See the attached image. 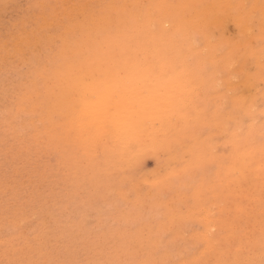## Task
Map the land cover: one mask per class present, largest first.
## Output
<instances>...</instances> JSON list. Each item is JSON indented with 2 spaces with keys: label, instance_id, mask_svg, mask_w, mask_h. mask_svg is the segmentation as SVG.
Masks as SVG:
<instances>
[{
  "label": "bare ground",
  "instance_id": "obj_1",
  "mask_svg": "<svg viewBox=\"0 0 264 264\" xmlns=\"http://www.w3.org/2000/svg\"><path fill=\"white\" fill-rule=\"evenodd\" d=\"M84 1H86V3L88 4V0H82L81 2H83V4H85ZM90 1H92V0H90ZM97 1L101 2V0H97ZM109 1L111 2L109 4H112V1L111 0H109ZM172 1H174V2H172ZM172 1L171 0H127V2L126 1L124 2V1L119 0V2H118V0H117V2H115L113 0V2H115L116 4L113 3L112 5H109V6L107 4H105V6H104V8L106 6L109 7V9L107 7L105 8V10H107V13H104V15H100V16L98 14L99 17L91 15L90 19L88 18L89 20L83 19L84 15L82 16V14H83L82 9L84 8V6L87 7V4L83 5V8H82V6H79L82 10V11H80L82 17L77 16L78 17L77 19H79V17L82 18V23L84 22V20L89 21V25L87 26V28L85 27V29H88V32H86L88 35L87 34L85 35L82 33L78 34L80 32L79 31L80 28L78 30V27H80L82 25L81 19H79L80 25L76 26L79 23L78 24L76 23V25L74 24L77 27L76 30L79 31L77 34L81 35V36L83 35V37L85 35V38L87 40L84 38L85 39L84 43H82L83 40L82 41L80 40L82 45H80L76 48L73 45V48H75V49H73V48H71L73 50L70 49V51H71L70 55L71 56L73 55L72 56L73 58L75 55V58L72 60L79 62L80 65L79 66L77 65L78 67H76V65L74 64V62L72 60H70V59L69 60L67 59V61L64 60L65 63L64 62L63 63L66 66V67H64V69H66V70H64V71L62 70L64 73L62 74V76H60L61 78H59L58 76L57 77L55 76L57 79L59 78L58 81L60 82V84L54 83L55 85L58 86L60 94L59 95L55 94V92H54L55 88L50 87L48 89V90L53 89L54 93L51 90L50 91L53 94H55L56 96H58V97H55V95H54V97H53L52 95H50L51 93L49 91V93H50V94H48V97L50 96L49 99L51 97H53V99L57 98V100H58V101L56 100L57 103L54 105V107H55L56 112H57L56 114L59 117L64 115L63 114L64 110H66L67 108L69 109V107L72 106V108H71L72 115L70 117L71 118L70 119L71 124L69 127L66 128L65 125L59 124L57 122H54L55 120H52L53 121V122H51L52 128L55 129V131H57V130L62 131V134H59L56 132V134H55L56 138H58L59 141H61V139L66 140L68 133H73L76 140L82 146V148H83L82 150L84 151V153L86 155H89L87 153H89L90 151H91V153L94 154L96 152V150H98L99 148H101L102 150H105V151H107V149H108L109 151H112V152H114L116 149L119 150L118 151L119 154H116L119 157L118 161L117 162H111L113 157L111 158L110 161H108V167L111 169H113L114 167L118 168L120 165L118 167H117V165L119 164V162H122V161L126 162V164L132 163L135 160L134 158L136 157L137 154H141V153L143 154L146 151H151L154 153V155H156V156L158 155L157 157L163 162V164L161 166H158V170H156L157 176L154 180H152V185H154L156 187H161V188L164 187L165 189L162 188V190L164 189L165 191L164 190L163 191H164V193H166L167 191L172 190L171 188H172L173 184L171 181L173 180V178L176 177V178H178L177 180L182 183L181 189H184L187 186L188 188H186V189L192 190V188L194 186V185L191 186L192 183L190 184V186H188V184L183 183L184 182V173H186V170L189 172H193L195 174L196 170L194 168H196L198 165L203 164L205 166H209L215 162L214 156L212 154H210V157H208V156L204 155V152L202 151L203 149H200V142L203 141L200 138V136H198V134H197L196 137H192L193 128H195V126L197 128L199 126L200 130H201V128H203V129L208 128V125L210 123L217 121V119L220 118V121L223 120L222 122L224 124L222 125V130L224 131V135L227 138L225 145L226 146L230 145V147L232 148V151L230 152L229 156L225 157L226 161H224L225 163L223 166V170H224L223 178L220 179L221 183H223L222 185L225 188L224 190L226 191V194H224V198H227L228 196H231V195H239L240 187H242V186H245V187L255 186V188H256V186H261L264 188V76L262 75V72H264V63H262V60H264V56L262 55L263 53L261 54V50H259L256 47V44H258V41H260L261 39L264 38V24L262 21L257 26L259 33H256V35H253V34L251 35V32H252L251 26L253 23L254 16L256 14H259L260 16H264V0L263 1L262 0H226V1H221V0H176L175 1V0H172ZM99 2H98V5L96 3L95 7L100 5ZM121 2H124V3L119 5V3H121ZM42 3H43V1H42ZM38 4L39 3H36V5H38ZM91 4H92V2H91ZM72 5H74V4H72ZM89 5H90V2H89ZM69 6L70 5H68V7ZM66 7H67V5H66ZM88 8H90V7L88 6ZM92 8L94 9V6H92ZM92 8H90V11L93 10ZM99 8H98V10H99ZM65 9L61 10V11L66 13L67 11H65ZM68 9H70V8H68ZM76 9L78 10L79 8L76 7ZM72 10H73V7H72ZM72 10H70V11H72ZM100 10H101V8H100ZM100 10H99V13L101 12L103 14L104 9L102 8V11H100ZM53 11H55V10H53ZM58 12H57V10L55 11V13H57L59 15L58 16L55 14V17L57 16L58 18H61V20H62V16L60 17V15L63 13L59 14L60 12L59 13ZM69 12L66 15H68ZM78 12L79 11H77V13ZM94 12L96 13V11H94ZM77 13H74L75 17H76ZM86 13H87V10H86ZM88 13L90 15V12H88ZM95 13H93V14H95ZM40 15H37V16L39 17ZM63 16H65V15H63ZM68 16L70 17L71 15H68ZM27 17H29V16H27ZM72 17L73 16H71V18ZM84 17H86V16H84ZM0 18H3V17L0 16ZM65 18H67V16H65ZM42 19H43V17H41V20ZM69 20H70V22H72L71 19H69V18L67 19V22ZM72 20H73V18H72ZM76 20H74V21H76ZM23 21H26V20H23ZM46 21L44 22L45 25L48 22V21L47 22ZM74 21L72 22L71 27L73 26ZM226 21H231L233 26L238 29L234 38L229 39L226 36V34H227L226 31H227V28L229 27L228 26L226 28V25H227ZM57 23H55L56 25L55 24L54 25L55 26L61 25V21L58 24ZM48 24H49V22H48ZM67 24H66V27L69 25V24L68 25ZM54 25L52 22L51 26H54ZM40 26L41 25H39V29L43 28V25L41 28H40ZM75 26H73V27H75ZM47 27L48 26L46 25V28ZM63 27L65 28V26H62V28ZM81 28H82V26H81ZM69 29H71V28H69ZM69 29L67 30V32H66V30L63 29L64 32L67 33V35H68V33H70L73 30V29L72 30H69ZM34 30H36V29H34ZM37 30H38V27H37ZM76 30L74 29L73 33L76 34V32H77ZM54 31H53V33H54ZM83 32L85 33V30H83ZM60 33H59V35L61 36L62 34H60ZM18 34H20V33L18 32ZM44 34L45 33H43V34L41 33L39 35L44 36ZM48 34L49 33H47V35ZM71 34H72V32H71ZM64 35H65V33H64ZM67 35H65V36H67ZM73 35L74 34H72V37H73ZM54 37H56V36H54ZM44 38L46 39L47 37H44ZM48 38H49V35H48ZM62 38L64 39L65 37L61 36V38H59V39L62 40ZM35 39H37V38H35ZM55 40L57 41L58 38ZM64 40H67V38H65ZM53 41H54V39H53ZM53 41H52V43H53ZM76 41H78V40H75V42ZM19 42H21V41H19ZM47 43L49 44V42H47ZM63 43H64V45H62ZM65 43H66V41H62V43H60V45L64 46L63 47L64 49L62 48V51H64V53H66V51L69 53L68 49L70 47L68 48V46H65V45H67V43L66 44ZM51 45H50V47H52ZM23 46H24V44H23ZM35 46L38 47L36 44H35ZM53 46H55V45H53ZM50 47L47 46L46 49L49 48V50H50ZM21 50L19 49L20 52H21ZM60 50H61V47H60ZM20 52H18V54H20ZM23 53H25L24 50H23ZM35 54L36 53H34V55ZM41 54L42 53H40L39 55H41ZM6 55H7V53H6ZM54 55H52V56H54ZM68 56L69 55H67V57ZM29 57L30 56L26 57L27 61H28ZM1 58H3V57H1ZM20 58L18 61L19 63H20ZM32 58H34V57H32ZM56 58H57V56H56ZM59 58H60V56H59ZM23 59H25V58H23ZM35 59L39 60V58H35ZM43 59H45V58H43ZM26 60H23V63ZM62 61H63V59H62ZM250 62L252 64H254V63L256 64L255 65V72L253 73L254 76L251 75L250 71L248 70V66L250 65ZM27 63H25V64H27ZM29 63H31V62H29ZM36 64H37V61H36ZM59 65L61 67V64H59ZM30 66H31V64H30ZM46 66H44L42 69L44 72L46 71V69H48V67H46ZM51 66L52 65H50L49 67H51ZM56 66H58V65H56ZM53 68L54 67L52 66V69ZM57 68H59V67H57ZM32 69H34V68H32ZM49 70H50V68H49ZM55 70L54 71L56 73L58 71H60V69L59 70L55 69ZM39 71H41V70H39ZM11 72L13 73L12 70H11ZM55 72L52 71V74L53 73L56 74ZM40 73H42V72H40ZM40 73H39V75H41ZM0 74H1V72H0ZM35 74H37V71H35ZM52 74L50 72L51 77H52ZM29 75H31V74H29ZM39 75H37V76H39ZM42 76H44V75H42ZM42 76L40 78H42ZM46 76H47V74L45 75V77ZM48 78H50V77H47L46 79L49 80ZM5 79H4V81H5ZM46 79L43 78L44 81ZM30 80H32V79H30ZM51 82H53V81H51ZM240 82L243 83V88H242V90H240V92H238L239 91L238 86H240L239 85ZM33 83H35V82H33V80H32L31 84L29 83L30 85H32L31 93L32 92L34 93V89H35L34 87L36 84V83L35 84H33ZM48 83H49V81H48ZM258 83L263 84V89H259ZM45 84L48 85L47 82ZM51 84H53V83H50L48 86H51ZM33 85H34V87H33ZM3 86H5V85L3 84ZM18 86H20V85H18ZM68 90H70V91H68ZM218 90H221V94L218 95V100H217V97L214 99V103H213L212 102V100L214 98L213 96L216 95L215 93H217ZM44 91L47 92V90H45V89H44ZM56 91H58V90H56ZM66 92L71 93L73 95V99L70 102L72 105L70 106L67 103L69 105V107L66 106L67 108H64L65 106H63V105L65 103L64 97H65ZM2 93H3V90H2ZM7 93L6 94L3 93V94L7 95ZM14 94H15V91H14L13 95ZM46 94H44L43 97H47ZM23 95L25 96V94H23ZM30 95H32V94H29L28 97H24V96L23 97H24V99L29 98ZM38 95H39V93H38ZM34 96L36 97L37 94L36 95L34 94ZM70 96L71 95L69 94V97ZM0 97H2V96H0ZM13 97H16V96H13ZM19 97L22 98V94H20ZM4 98H2L1 100L3 101ZM20 98L18 100L19 104H21V102H25V100H23V98L20 101ZM31 98H33V97H31ZM46 99L43 98V100H46ZM11 100H12V98H11ZM35 100L36 99H34L33 102ZM41 100H39V102ZM9 101H10V99H9ZM18 101L16 99V102H18ZM28 102H29V100H28ZM45 102L47 105H50V107H51L52 104H48L49 103L48 100L43 101L42 105ZM50 102H52V101L50 100ZM225 103H230L232 111L228 112L227 110H225V111L223 110L222 106ZM33 104H35V103H33ZM210 104H211V108H209ZM261 105H262V108H259ZM46 107L48 108V106H46ZM11 108H12V106H11ZM62 108H63V110H62ZM5 109H6V106H5ZM40 109H42V108H40ZM9 110L11 111L10 108L6 111L10 112ZM15 111H17V110H15ZM35 111H36V109H35ZM20 112H21V110H20ZM20 112L18 111L19 114H20ZM16 113H14V115H13L14 120L16 118V115L18 116V114H16ZM30 113H32V112H30ZM30 113H29V115H30V118L32 119ZM33 113H34V111H33ZM37 114L40 115L39 113H37ZM42 115H43V113H42ZM42 115L39 117H42ZM7 116H9V115H7ZM3 117H4V115H3ZM22 118H25V116H23ZM0 119H1V117H0ZM10 119L11 118L6 119V120L8 121ZM47 119L49 120L50 117H47ZM11 120L9 121L10 123L12 122ZM45 121H46V118H45ZM261 121H262V123H261ZM16 122H17V120H16ZM37 122H39L38 119H37ZM2 125H6V122H5V124L2 123ZM15 125H17V124H15ZM217 125L218 124H216V127H217ZM220 125H221V123H220ZM33 126L34 125H32V127ZM27 127L28 126H25L24 128H22V131H21L22 135H24L23 133H25L24 131H26L24 129H26ZM35 127H33V128H35ZM28 128H30V127H28ZM197 128H195V130H194V131H196V133L199 132V130ZM6 129H4V130H6ZM32 129H29V131ZM17 130H20V129H17ZM36 130H34V131H36ZM197 130H198V132H197ZM14 131L15 130L13 129V132ZM37 131H41V130L38 129ZM3 132H5V131H3ZM18 132L19 131H17L15 134L12 133L13 136L14 135L16 136V134L19 135L20 133H18ZM63 132H64V134H63ZM40 133H38L39 137L42 134V133L41 134ZM63 136H64V138H61ZM180 138H181L182 142H180ZM15 140H17V139H15ZM20 141L22 142V139ZM20 146H22V145H20ZM26 146H29V145L26 144ZM26 146H23V148H21V150L25 149ZM176 148L178 150L182 149V151H181L182 154H188L190 161H192V162L187 164L185 161V164H184V161H182V159L179 158L180 156H179V153H177ZM212 148H213V146H212ZM8 151H10V150H8ZM16 151H19V150L16 149ZM36 151L34 150V152H36ZM14 152L15 151H13V153ZM2 153H4V152H2ZM2 153H0V154H2ZM27 155L25 154V156H27ZM140 157L143 158V156H140ZM160 160H157V161L159 162ZM154 163H155V161H154ZM53 164L56 165V163H53ZM126 164H124V165H126ZM160 164L161 163H159V165ZM124 165H122V166L124 167V171H125ZM165 165L167 167H165ZM169 165H174L175 167H172V168L169 167L168 168ZM83 168H85V167H83ZM126 168H128V167H126ZM193 169H194V171H193ZM14 170H15V168H14ZM120 170L123 171V169H121V168H120ZM120 170L118 168L117 172ZM2 171H4V170H2ZM126 171H128V170H126ZM129 171H131V170H129ZM162 171L164 173H161ZM6 172H8V171H6ZM24 172H26V171H24ZM115 173H116V171H115ZM2 175H3V173H2ZM13 175H15V174H13ZM121 176H122V174H121ZM217 176L219 177L220 174H218ZM7 177H8V174H7ZM133 178H131L132 181H133ZM195 178L196 177L194 175V178H191L190 181L193 183L197 182ZM2 179H4L3 176H2ZM23 180H22V182H23ZM95 182L97 183V181H95ZM148 182L149 181H147L146 183H148ZM114 184H115V182H114ZM114 184H112V185L114 186ZM79 185H78V187H79ZM93 185L94 184H92V182H91L90 186L93 187ZM115 186H117V185H115ZM117 187H119V186H117ZM141 187H139V188H141ZM76 188L77 187H75V189ZM87 188L89 189V186ZM93 188H95V186ZM90 190H91V188L89 189V192H90ZM113 190H112V192H113ZM107 191H105V192H107ZM136 191H138V189H136ZM150 191L151 190H149V194H150ZM81 192H82V190H81ZM108 192L109 193L111 192L110 188H109ZM108 192H107V194H109ZM112 192H111V194H112ZM222 193H223V191H222ZM78 194H80V192H78ZM111 194L108 197L112 196ZM126 194H127V192H126ZM126 194H124V195H126ZM128 194H129V192H128ZM202 194H208L206 186L203 183L200 184V188L195 187V191H194V198L193 199L195 200L194 209L196 211V213H195L196 218L194 220L198 221L199 223H203L204 224V225H202L203 227H205V225L207 226L209 224H213V226H215L216 222L218 224H220L219 218H216L215 214L211 215V212H210L211 209L210 208H212V207L209 208L210 210L204 209L203 204H202L204 201V198L202 197ZM88 197H86V198H88ZM153 197H154V195H153ZM157 197H158V194H157ZM164 197H163V199H164ZM179 197H180V195L177 197V199ZM216 197H217V195L214 194V195H212L211 199H216ZM234 197L235 196H233V199H234ZM125 198L123 200H125ZM259 198H260V196H259ZM237 199H236V201H237ZM245 200H246V198H245ZM256 200L259 201V199H256ZM167 201H169V200L167 199ZM173 202L171 204H174ZM115 203H116V201H115ZM10 204H12V203L10 202ZM99 204H100V202H99ZM140 204H142V203H140ZM168 204H170V202ZM171 204L169 206L171 209L172 218L177 219L181 215V210H180L181 206H180V208H178V206H176V205L174 206ZM248 204H250V203H248ZM248 204H247V206H248ZM251 204L253 205V203H251ZM19 205H20V203H19ZM21 205H23V207H25L24 206L25 204H22V202H21ZM116 206H117V204H116ZM120 206L122 207V205H120ZM142 206H144V205L142 204ZM166 206H168V205L166 204ZM7 207H9V206H7ZM7 207H5V208H7ZM23 207H21V208H23ZM144 207H146V206H144ZM151 207H153V206H151ZM241 207H242V205H241ZM252 207L253 206H251V208ZM18 208H20V206ZM156 208H158V207H156ZM156 208L153 207L154 210H156ZM153 209L151 210V212L153 211ZM248 209H247V211H248ZM129 210H131V209H129ZM225 210L229 215L233 214V212L236 215H237V212L241 213V214L244 212L246 213V210L242 211L243 209L241 210V208L236 209V207H233V208L231 207V209H225V206H223L221 208H218V214L220 215V213H223V211H225ZM237 210H239V211H237ZM120 211H122V210L120 209ZM140 211H142V210H140ZM168 211H170V210H168ZM6 212H8V211H6ZM112 212H114V211H112ZM151 212H149V213H151ZM14 213H16V212L14 211ZM128 213H130V212H128ZM249 213H251V212L249 211ZM124 214H126L125 211H124ZM160 214H161V212L159 213V216H161ZM192 214H194V213H192ZM130 215H128V216H130ZM2 216H5V214H2ZM30 216L28 219H26L25 224H27L26 223L27 220L32 218ZM140 216L142 218L145 215L143 216L140 212ZM148 218L150 219V217H148ZM138 219H140V217ZM154 219H156V216ZM23 220H24V218H23ZM137 220H135V222L133 220V222L136 224ZM247 220L249 221L250 219H247ZM141 221L144 222V220H142V219H141ZM141 221H139V223ZM187 221H189V220H187ZM234 221H235L234 218H230V219L228 218L226 220L224 226L225 227L228 226L230 228V226L233 225ZM20 223L21 222L18 221L17 224L19 225ZM149 223H150L149 225L152 227V223L150 221H149ZM179 223L185 224L184 221L183 222L180 221ZM121 224H120V226H123V225L127 226V224H125V223L123 225H121ZM189 224H190V221H189ZM42 225H43V223H42ZM128 225L131 226L133 224H128ZM147 225H148V223L146 225H141L145 228L143 230L146 231V228L148 227ZM177 225L179 226L180 224H177ZM236 225L237 224H235V226ZM1 226L2 225H0V227ZM126 226H123L124 229ZM145 226H147V227H145ZM150 226H149V228H150ZM247 226L248 225H246V227ZM27 227H29V226H26V228ZM198 227L200 228V226H198ZM209 227H208V231L210 229ZM2 228H4V227H2ZM11 228H13V227H11ZM181 228L183 229V227H181ZM233 228H235V227H233ZM43 229H45V228H43ZM129 229H131V228L129 227ZM182 229H180V230H182ZM212 229L213 228L211 227V230ZM14 230H17V229H14ZM48 230L49 229H47V231ZM119 230H120V228H119ZM170 230H172V229H170ZM170 230L168 229V231L164 230L161 232H165V233H163L165 235ZM180 230L178 231V235L179 234L182 235V233L184 235L186 233V232H183V230L181 231V233H179ZM10 231L12 232V230H10ZM19 231L22 232L20 234H23V232H24L22 229ZM149 231H151V230H149ZM13 232H15V231H13ZM44 232L45 231H43V233ZM133 232L136 233V231H133ZM139 232L141 233V231H139ZM30 233H32V231ZM48 233L51 234L52 231L50 232V230H49ZM123 233H124V231H123ZM159 233L160 232H158V234ZM20 234H18V236ZM44 234L43 235L40 234V235L44 236ZM61 234H62V232H61ZM115 234L116 233H114V235ZM156 234H155V236H156ZM158 234H157V236H158ZM161 234H159V236L157 238H159L160 236L162 238ZM8 235H9V233H8ZM175 235H177V233ZM13 236H15V235H13ZM18 236H15L14 239L17 240L18 238H21L20 236L19 237ZM21 236H23V235H21ZM113 236H111V237L107 236V237L113 239L112 238ZM140 236H138V237H140ZM16 237H18V238L16 239ZM24 237L25 236H23V239H24ZM47 237H49V236H47ZM74 237L76 238V236H74ZM129 237L132 238V236L130 235V232H129ZM147 237H149V235H147ZM184 237L185 236H183V239H184ZM98 238H100V237H98ZM98 238H97V240H98ZM152 238H154V236H152ZM176 238H175V241H176ZM180 238H177V239L180 240ZM9 239H7V240H9ZM111 239L108 241V242H110V244H112L111 242H113V241H111ZM114 239H116V238H114ZM228 239H229V237L227 238V240ZM7 240L5 239V241H7ZM12 240L13 239L11 238V242H12ZM57 240H56V242H57ZM89 240H88V242H89ZM125 240H123V241H125ZM127 240H129V239H127ZM159 240L160 239H158L157 241L159 242ZM197 240L202 242V244L204 245V249L206 251L207 250L211 251V248H214V249L216 248V247H214V245L217 244V242H216L217 239L215 240L213 238V236L210 235V233L209 234L208 233L198 234L196 237V242H197ZM222 240L224 241V239H222ZM14 241H13V243H14ZM26 241L27 240L25 239L24 243ZM49 241H51V240H49ZM69 241L71 242V240H69ZM103 241H105V240L103 239ZM130 241H132V240H130ZM3 242L4 241H2V243ZM99 242H100V240H99ZM99 242L97 244L96 243L95 244L98 246V245H100ZM125 242L127 244V241H125ZM125 242H124V244H122L123 245L122 249L125 246H127V245H125ZM167 242H168V240H167ZM174 242H173V244H174ZM2 243L0 242V244H2ZM5 243H7V242H4L2 244V247L4 246V248L1 247L3 250L7 247L4 245ZM26 243L24 245H26ZM84 243L85 242L82 241V245ZM132 243H133V241H132ZM140 243H142V242L140 241ZM161 243H163V242H161ZM92 244H91V246H92ZM101 244L103 246V243H101ZM106 244H107V241H106ZM113 244H114V242H113ZM115 244H114V246H115ZM117 244L119 245V243H117ZM135 244H137V243H135ZM164 244H165V242H164ZM192 244H190V245L193 246ZM14 245H16V244H14ZM79 245H81V244H79ZM108 245L109 244H107V247L109 248L111 245H109V246ZM130 245L131 244L129 243L128 246H130ZM132 245H134V244H132ZM144 245H146V247H147V244H143L142 246H144ZM8 246H9V244H8ZM10 246H12V245L10 244ZM26 246H23V247H26ZM91 246H90V249H91ZM153 246L157 248V246L152 245V249H153ZM159 246H161L160 248H162V245H160V242H159ZM245 246H248V245H245ZM12 247H11V249H12ZM23 247L21 245V248H23ZM29 247L26 248L27 252L25 251L23 253L24 250H21V253H23V254L28 253L29 254L30 251L27 250V249H29ZM33 247L32 248L30 247V248L33 249ZM36 247H37V249H39L38 246H36ZM93 247L94 246H92V248ZM105 247L106 246L104 244L103 248H105ZM119 247L120 246H118V248L116 247L117 251H118V249L121 248V247L120 248ZM136 247H137V245H136ZM262 247H264V246H262ZM9 248H6V249L9 250ZM15 248H17L16 249L17 251H14V252H18L19 250H18L17 245H16V247L14 246V248L12 250H15ZM35 248L33 250H36ZM132 248H134V247H132ZM184 248H182V249L186 250ZM11 249H10V251H8L11 253L10 256L12 254H14V253H12ZM41 249H42V247L40 248L39 251H41ZM100 249L98 248L95 250H96V252H97V250H98V252H100L101 251ZM111 249L110 250L107 249L109 251V253H108L109 255H110ZM114 249H112V250H114ZM138 249H140V248L138 247ZM152 249H150L151 252H153ZM252 249L254 250L255 247ZM33 250H31V251L33 252ZM74 250H75V248H74ZM91 250L93 251V249H91ZM147 250L149 251V247ZM183 250L182 251L180 250V251L184 253ZM231 250H229V253ZM234 250L243 254L245 247L244 248L243 247L235 248V249H233V251ZM39 251H35V252L38 253ZM90 251H89V247H88V252H90ZM123 251H124V249H123ZM131 251L128 252V253H130L129 255L134 254V251H132L133 253ZM8 252L5 251V253H7V254H5V253L4 254L8 255L9 254ZM43 252L44 251H42L39 254V257L43 256L42 255ZM94 252H92V253L95 254L94 256H96L97 253L96 252L94 253ZM125 252H126V256H127L128 255L127 251H125ZM155 252H156V250H154V253ZM165 252H164V254H165ZM168 252L169 251H167V253ZM202 252L206 253L205 251H202ZM215 252H217V251H215ZM225 252H228V251H225ZM21 253H18V254H21ZM47 253H49V251H47ZM52 253H54V250ZM80 253L82 254V252H80ZM120 253H122L121 249L118 252L119 258H120ZM137 253H139V250ZM154 253H153V255H154ZM175 253L177 255L180 254V256H182L180 252L179 253L175 252ZM175 253H173V255H168V254L166 255L165 254L166 256L163 254V255H161V257L163 256V258L165 259V257L170 256V259H171V257L174 256ZM32 254H34V252ZM44 254H46V253H44ZM93 254H91V255L93 256ZM98 254L100 255L101 253H98ZM149 254H150V252H149ZM208 254H209V251H208ZM0 255H1V252H0ZM91 255L89 257H91ZM124 255H125V253L123 255H121V259L123 258ZM177 255H176V257H177ZM204 255H206V254H204ZM214 255H216V253H214ZM8 256H7V259L11 258ZM27 256L31 258V255H27ZM59 256H61V255L58 254V257ZM97 256H96V259H97ZM126 256L124 257L125 259L128 257L133 258V256H127V257ZM134 256L136 257V255H134ZM148 256L151 257L152 255L150 254ZM1 257L2 256H0V259H1ZM26 257H23V259H22V257L17 256L18 262L21 259L22 260L20 262L28 261V259L27 260L25 259ZM106 257H108V256H106ZM42 258H43V260L41 259L42 263L45 264L44 260L46 258H44V257H42ZM83 258H84V256H83ZM111 258H114V255H112ZM111 258H110V260H111ZM163 258H162V260H164ZM168 258H166V259H168ZM214 258H216V257H214ZM7 259H6V261H5V258L3 259L5 262H7L6 264H8V262L11 260H13L16 263V259H14V258H12L11 260H8V261H7ZM24 259H25V261H24ZM56 259H57V257L55 258V260ZM115 259H113V260H115ZM166 259H165V262H167ZM75 260H77L76 257H75ZM84 260H85V258H84ZM87 260H88V257H87ZM110 260L108 259V261H107V259H106L105 261H101V262H104L105 264L110 263V262L112 263V261H110ZM129 260H127V261L131 262ZM255 260H256V258H255ZM255 260H254V263H256ZM30 261H33V260H30ZM53 261H54V259H53ZM122 261H124V260H122ZM76 262L77 261H75V263ZM150 262H151V260H150ZM9 263H11V262H9ZM28 263H30V262L28 261ZM48 263L49 262H46V264H48ZM55 263H57V262H55ZM60 263L62 264V262H60ZM60 263L58 262V264H60ZM68 263H70V262H68ZM17 264H22V263H17ZM25 264H27V263H25ZM31 264H34V262ZM50 264H51V261H50ZM72 264H73V262H72ZM112 264H114V262ZM152 264H154V263H152ZM161 264H163V263H161Z\"/></svg>",
  "mask_w": 264,
  "mask_h": 264
},
{
  "label": "rangeland",
  "instance_id": "obj_2",
  "mask_svg": "<svg viewBox=\"0 0 264 264\" xmlns=\"http://www.w3.org/2000/svg\"><path fill=\"white\" fill-rule=\"evenodd\" d=\"M42 1H43V3H42ZM78 1L77 0H0V16L3 17V18H0V23H1L0 24V45H1L0 46V72H1L0 80L2 79L0 81V86H1L0 87V94L2 93V90H3V93H5V94L9 91L7 93V95H5L3 93L0 95V96H2V97H0V117H1V119H0V131H1L0 132V153L4 152V153L0 154V225H2L0 227V240L2 239L0 242L2 243V241H4V242H7L9 244V246L7 243L4 244L5 246H7L6 248L10 247L9 250L6 248H5L6 250L4 249L6 252L10 251L12 246H13L12 249L14 248V246L16 247V245H17L18 250H19L18 252H14V251H17L16 250L17 248H15V250L11 249L12 253H14V254H12L10 256L11 253L8 252L9 253L8 254L9 256H8V255H5L7 253H5V251L2 249V248H4V246L2 247V244L4 242L2 244H0L1 245L0 246V252H1L0 256H2L0 259V264H6L7 263V262H5L7 259V256L11 257V258H8L7 261L11 260L12 258L16 259V263L13 260H11V261H9L11 263L8 262V264H17V263L31 264L33 262H34V264H43L42 263V260H43L42 257L46 258L44 260L45 264H46V262H49L48 264H50V261H51V264H54L55 262H57L55 264H58V262L59 263L62 262V264H72V262H73V264H77V263L78 264L79 263L80 264H87V263L88 264L89 263L90 264H97V263L103 264L104 262H101V261H105L106 259H107V261H108V259L110 260L112 255H114V258H111L110 261H112V263L114 262V264H124V263L125 264H145V263L146 264H152V263H154V264H161V263H163V264H200V263L201 264H223V263L224 264H253L255 258H256V260H255L256 263H254V264H262V262H264V247H262V246H264L263 245L264 244V188L261 186H256V188H255V186H250V187L242 186V187H240L239 195H231V196H228L227 198H224V194H226V191L224 190L225 188L222 185L223 183H221L220 179L223 178V173H224L223 166L225 163L224 161H226L225 157L229 156L230 152L232 151V148L230 147V145L229 146L225 145L227 138L225 137L224 131L222 130V125L224 124L222 122L223 120L220 121V118H218L217 121L210 123L208 125V128H205V129L201 128V130H200L199 126H198V128L195 126V128H197L199 130V132L197 130L198 133H196V131H194L195 128H193V132H192V137H196L198 134V136H200V138L203 140L200 142V149H203L202 151L204 152V155L210 157V154H212L214 156L215 162L209 166H205L203 164L198 165L196 168H194L196 170L195 174L193 172H189L186 170V173H184V182L183 183L188 184V186H190V184L192 183L191 186L194 185L192 190L186 189V188H188L187 186H186V188L181 189L182 183L179 182L177 180L178 178L175 177L171 181L173 184L172 188H171L172 190L171 191L169 190L170 192L167 191L166 192L167 194L164 193V191H165L164 187H162V188H164L163 189L164 191H163L161 187H156V186L152 185V180H154L157 176L156 170H158V166H161L163 164V162L157 157L158 155L157 156L154 155L153 152L146 151L143 154L142 153L137 154L136 157L134 158L135 160L132 163L126 164V162H123V161L119 162L117 167L120 165L121 167L119 166L118 168H119V170H120V168L123 169V171L120 170L117 172L118 168L114 167L113 169H111L108 167V161H110L111 158L113 157L114 159L112 158L111 162H117L119 157L116 154H119L118 153L119 150L116 149L114 152H112V151H109L108 149H107V151H105V150H102L101 148H99L98 150H96V152L94 154L91 153V151H90L89 153H87L89 155H86L84 153V151L82 150L83 149L82 146L76 140L73 133H68L66 140L61 139V141H59L58 138H56V135H55L56 132L59 134H62V131L61 130L55 131V129H53L51 126V122H53L52 120H55L54 122H57L59 124H63L66 126V128L70 126V124H71V120H70L71 118L70 117L72 115V110H71L72 104L70 102L73 99V95L69 92L68 93L66 92L67 95L65 94V97H64L65 103L63 106H65L64 108L69 107V105L71 107H69V109L67 108L66 110L63 111V114L64 115L66 114L65 116L63 115V116L59 117L56 114L57 112H56V109L54 107V105L57 103L58 100H57V98L53 99V97L55 94L59 95L60 91L58 89V86L55 85L54 83L60 84L58 79L61 78L60 76H62V74L64 73L63 71L66 70V69H64V67H66L64 65L65 61H67V59L72 60L75 58V55H74V58L72 57L73 55L72 56L70 55L71 54L70 49L73 48V45L76 48V47L82 45L80 40L81 41L83 40L82 43L85 42V39H86L85 35L87 34L86 32H88V29H85V27L87 28V26L89 25V21H86V20H89L91 15L96 16V17H99L100 15H104V13H107V10H105V8L107 7L109 9V7H108L109 5H112L113 3L117 2V0H114L115 2H113V0H111L112 4H109V3H111L109 0H101V2H99L97 0H96L97 2L95 0H92V1L88 0V4L86 3V1H84V3L87 4V7L84 6V8H83V5H85V4H83V2H81L82 0H78ZM121 1L127 2V0H121ZM221 1H226V0H221ZM89 2H90L91 6L89 5ZM91 2L93 5L91 4ZM98 2L100 5L95 7L96 3L98 5ZM118 2H119V0H118ZM124 2L119 3V5L123 4ZM172 2H174V1H172ZM36 3H39V4L41 3V4L40 5L38 4L39 5L38 6V5H36ZM72 4H74V5H72ZM105 4H107L108 6H106L104 8ZM66 5H67V7H68V5H70L68 7L70 9H68L66 7ZM79 6H82L83 11L81 10V8ZM88 6L90 8H92V6H94V9L92 8L93 10L90 11V8H88ZM72 7H73V10H72ZM76 7L79 9L77 10ZM99 7L101 8V10ZM98 8L100 11H102V8L104 9L103 14L101 12L99 13ZM64 9H65V11H67L66 13L61 11ZM53 10H55V11L57 10V12L59 11L60 12V13L58 12L59 14L63 13L60 15V17L62 16V20H61V18H58L57 16L55 17V14L56 15H58V14L55 13V11H53ZM68 10L69 11L72 10L73 12L72 11L69 12ZM76 10L79 12L77 13ZM86 10H87V13L90 12V15H89V13L88 14L86 13ZM80 11L83 12L82 16L84 15L87 17L86 18L83 16V19H86V20H84L83 23H82V18H80V17H82ZM94 11H96L97 14ZM68 12H69L68 15L73 16L72 17L73 20H72L71 16L69 17L68 15H66ZM92 12L95 13L96 15L93 14ZM74 13H77L76 17L74 16L75 15ZM98 14H99V16H98ZM37 15H40L41 17H43V19L44 18L46 20L48 19L47 21L49 22V24L44 19L47 22L46 25L48 26L47 27L48 29L46 28V25L44 23L45 21L43 19L41 20V17L40 16L38 17ZM63 15L67 16V18H65V16H63ZM27 16H29V17H27ZM50 16L51 17L53 16L52 17L53 19ZM77 16H80L79 19H81V24H82L81 25L82 28H81V26L78 27V30L80 28V30H79L80 32L78 30H76V28H77L76 26L80 25V20L77 19L78 18ZM263 17L264 16H260L259 14H256L254 16L253 23L251 26L252 27L251 28V30H252L251 35L252 34L256 35V33H259L257 26L261 21L264 24V18ZM68 18L71 19L72 22L77 19L76 20L77 22L74 21L73 26H75L76 23L77 24L79 23V24L76 25L75 27H73V26L71 27L72 22H70V20L67 22ZM22 19L26 20L27 22L23 21ZM51 21L53 22V25L55 23H57V22L59 23L61 21V25H57L58 27L55 26L56 24L54 25L55 27L51 26L52 25ZM65 23L66 24L68 23L69 25L67 24L68 26L66 27ZM226 23H227L226 28L229 26L227 28V31H226L227 32V34H226L227 38H229V39L234 38L238 29L233 26L231 21H226ZM39 25H41L40 28L43 25V28L39 29ZM62 26H65L66 29L64 27L62 28ZM37 27H38V30H37ZM68 27L71 29H69ZM34 29H36V30H34ZM63 29L66 30V32L68 29L69 30L73 29L71 31L72 34H74L73 37H72V34L70 31H69L70 33H68V35H67V33L64 32ZM74 29L77 31V32L75 31L76 34L73 33ZM82 29L85 30V33L83 32ZM52 30L53 31L55 30L54 33ZM18 32L20 34H18ZM41 33L42 34L45 33L44 36L39 35ZM47 33H49L48 34L49 38H48ZM59 33L62 34L61 36L67 38V40H64L65 38L64 39L62 38V40H60L59 38H61V36L59 35ZM64 33L67 36H65ZM77 33L78 34L82 33L85 35L83 37V35L81 36V35H78ZM54 36H56V37H54ZM44 37H47L48 39L47 38L45 39ZM35 38H37V39H35ZM57 38H58V40L56 41L55 39H57ZM53 39H54V41H53ZM75 40H78L79 42L78 41L75 42ZM19 41H21V42H19ZM52 41H53V43L55 41L56 42L53 44ZM62 41H66L67 45H65V46H68V48L70 47L68 49L69 53L67 51H66V53H64V51H62V48L64 47V46H62V45H64V43L62 45H60V43H62ZM47 42H49V44ZM68 42L69 43L71 42V43L69 44ZM34 43L38 47H36ZM23 44L25 47L23 46ZM50 45L52 47H50ZM53 45H55V46H53ZM47 46L50 47V50H49V48L46 49ZM60 47H61V50H60ZM256 47L259 50H261V54L263 53L262 55L264 56V38L261 39L260 41H258V44H256ZM75 48H73V49H75ZM19 49L20 50L22 49L21 52L19 51ZM73 49H71V50H73ZM23 50L25 53H23ZM17 51L20 52V54H18ZM33 52L36 53L35 54L36 56L34 55ZM6 53H7V55H6ZM40 53H42L41 54L42 56L39 55ZM52 55H54V56H52ZM67 55H69V56L67 57ZM28 56H30V57L27 61L26 57H28ZM56 56H57V58H56ZM59 56H60V58H59ZM1 57H3V58H1ZM32 57H34V58H32ZM19 58H20V63L18 62ZM23 58H25V59H23ZM35 58H39V60L35 59ZM43 58H45V59H43ZM62 59H63V61H62ZM23 60H26L28 63L26 61L23 63ZM36 61H37V64H36ZM72 61L74 62L76 67H78L80 65L79 62H77L75 60H72ZM29 62H31V63H29ZM25 63H27V64H25ZM30 64H31V66H30ZM59 64H61V67ZM50 65H52L54 67L53 68L54 70L60 69V71H58L56 73L55 72L56 70L54 71L52 69V66L49 67ZM56 65H58V66H56ZM255 65H256L255 63L252 64L250 62V65L248 66V70L250 71L251 75H253V76H254L253 73L255 72ZM44 66L48 67V69H46L45 72L42 70ZM57 67H59V68H57ZM32 68H34V69H32ZM49 68H50V70H49ZM11 70L13 71V73L11 72ZM39 70H41V71H39ZM35 71H37V74H35ZM52 71L55 72L56 74H54V73L52 74ZM40 72H42V73H40ZM50 72L52 74V77L50 75ZM39 73L41 75H39ZM29 74H31V75H29ZM46 74H47V76L45 77ZM37 75H39V76H37ZM42 75H44V76H42ZM41 76H42V78H40ZM55 76L56 77L58 76L59 78L57 79ZM47 77H50V78H48L49 80L46 79ZM43 78H45L47 81L46 80L44 81ZM4 79H5V81H4ZM30 79H32L33 82L36 83V84L33 83V84H35V87H34V85H33V87L37 90L36 91L33 88L34 93L33 92L31 93L32 85H30V84L32 83V80H30ZM48 81H49V83H48ZM51 81H53V82H51ZM46 82L48 85L50 83H53V84H51V86H48L45 84ZM3 84L5 86H3ZM258 84H259V89H263V84L262 83H258ZM18 85H20V86H18ZM239 85L240 86H238L239 87L238 92H240V90H242L243 83L240 82ZM50 87L55 88L54 89L55 94H53L54 93L53 89L52 90L50 89L53 93L50 90H48ZM44 89L47 90L48 93L45 92ZM56 90H58V91H56ZM14 91H15V94L13 95ZM49 91L51 94L49 93ZM68 91H70V90H68ZM38 93H39V95H38ZM20 94H22V98H23V100H25V102H21V104H19V101H18L20 98L19 97ZM23 94H25V96ZM29 94H32V95H30L29 98L24 99V97H28ZM34 94L35 95L37 94V96L35 97ZM44 94H46L47 97H43ZM48 94L53 96V97H51L52 99L51 98L49 99L50 96L48 97ZM69 94L71 95L70 97H69ZM215 94L216 95L213 96L214 98L212 97L213 103H214V99L216 97L218 100V95L221 94V90H218L217 93H215ZM56 95H55V97H58ZM13 96H16V97H13ZM31 97H33L37 101L35 100L36 102L35 101L33 102L34 99ZM42 97L44 99L47 98L46 100L49 101L48 104H52L51 107H50V105H47L46 102L42 105V102L46 101V100H43ZM2 98H4L5 100L3 99V101H2L1 100ZM11 98H12V100L13 99L14 100L12 101ZM22 98H20V101ZM9 99H10V101H9ZM16 99L18 102H16ZM28 100H29V102H28ZM39 100H41L42 102L41 101L39 102ZM50 100L52 102H50ZM33 103H35V104H33ZM5 106H6V109H5ZM11 106H12V108H11ZM44 106L45 107L48 106V108L47 107L45 108ZM9 108L11 109V111L10 110H9L10 112L6 111ZM40 108H42V109H40ZM209 108H211V104H210ZM222 108L224 111L225 110H227L228 112L232 111L230 103L223 104ZM259 108H262V105ZM35 109H36V111H35ZM15 110H17V111H15ZM20 110H21V112H20ZM62 110H63V108H62ZM18 111L20 112V114L18 113ZM33 111L35 114L33 113ZM28 112L33 113V114L30 113L32 119L30 118V115ZM14 113L18 114V116L16 115L15 120L13 118ZM37 113H39L40 115H38ZM42 113H43V115H42ZM3 115L5 118L3 117ZM7 115H9V116H7ZM41 115H42V117H39ZM23 116H25V118H22ZM47 117H50V119L48 120ZM9 118L12 119V120L10 119L12 121L11 123L9 122L10 120H8V121L6 120ZM45 118H46V121H45ZM37 119L39 122H37ZM16 120H17V122H16ZM262 121H261V123H262ZM5 122H6V125H2V123L5 124ZM220 123H221V125H220ZM15 124H17V125H15ZM216 124H218L217 127H216ZM24 125L28 126L30 128L27 127L28 129L27 128L24 129V130H26L24 132L25 133L27 132V133L26 134L23 133L24 135H22L21 131H22V128L25 127ZM32 125H34L33 127H35L36 125L37 126L35 128H33ZM4 129H6V130H4ZM13 129L15 130L14 132H13ZM17 129H20V130H17ZM29 129H32V130L29 131ZM36 129L37 130L39 129L42 132L37 131ZM34 130H36V131H34ZM3 131H5V132L7 131L8 133L7 132L5 133ZM17 131H19L18 133H20L21 135L16 134V136L15 135L13 136V134H15ZM37 132L42 133V134L40 133L41 134L40 137H39ZM63 134H64V132H63ZM64 136L61 138H64ZM15 139H17V140H15ZM21 139H22V142L20 141ZM180 142H182L181 138H180ZM26 144H28L29 146H26ZM20 145H22V146H20ZM23 146H26V148L21 150V148H23ZM212 146H213V148H212ZM177 148H176V151H177V153H179V156H180L179 158H181L182 161H184V164H185V161L187 164L192 162V161H190L188 154H182L181 153L182 149L178 150ZM16 149L19 151H16ZM8 150H10V151H8ZM34 150L35 151L37 150V151L34 152ZM13 151H15V152L13 153ZM25 154L26 155L28 154L27 155L28 157L25 156ZM140 156H143V158ZM157 160H160V161L158 162ZM154 161H155V163H154ZM53 163H56V165ZM159 163H161V164L159 165ZM124 164H126V165H124ZM122 165L125 166V171H124V167ZM83 167H85V168H83ZM126 167H128L129 169ZM165 167H167V166L165 165ZM169 167L172 168L175 166L169 165L168 168ZM14 168H15V170H14ZM194 169H193V171H194ZM2 170H4V171H2ZM126 170H128V171H126ZM129 170H131V171H129ZM6 171H8V172H6ZM24 171H26V172H24ZM115 171H116V173H115ZM2 173H3V175H2ZM161 173H164V172L162 171ZM7 174H8V177H7ZM13 174H15V175H13ZM121 174H122V176H121ZM218 174H220L219 177L217 176ZM194 175H195V177H196L195 179L197 181L195 183L190 181L191 178H194ZM2 176L4 179H2ZM131 178H133V181ZM22 180H23V182H22ZM95 181H97V183ZM147 181H149V182L146 183ZM91 182H92V184H94L93 187L95 186V188L90 186ZM114 182H115V184H114ZM201 183H203L206 186L207 193H208V194H202V197L204 198V201L202 203L204 209H209L210 207H212V208H210L211 210L209 209L211 212V215L215 214L216 218H219V220H220L219 221L220 224H218L216 222L215 226H213V224H209V225H207V226L205 225V227H203L202 226V225H204L203 223H199L198 221L194 220L196 218V214H195L196 211L194 209L195 200L193 199L194 198V191H195V187L200 188ZM77 184L78 185L80 184L79 187ZM112 184H114V186ZM115 185H117L119 187H117ZM88 186H89V189L91 188L90 192H89V189L87 188ZM75 187H77V188L75 189ZM139 187H141V188H139ZM109 188L111 189V192L114 189L112 194H111V192L110 193L108 192ZM80 189L82 190V192ZM136 189H138L139 192L136 191ZM149 190H151L150 194H149ZM105 191H107L109 194H107V192H105ZM222 191H223V193H222ZM78 192H80V194H78ZM126 192H127V194H126ZM128 192H129V194H128ZM110 194L112 196L108 197ZM124 194H126V195H124ZM157 194H158L159 198L157 197ZM214 194L217 195L216 199H211L212 195H214ZM153 195H154V197H153ZM179 195H180V197L177 199V197ZM233 196H235L234 197L235 200L233 199ZM241 196L242 197L244 196V197L242 198ZM259 196H260V198H259ZM86 197H88V198H86ZM163 197H164V199H163ZM124 198H125V200H123ZM245 198H246V200H245ZM167 199L169 201H167ZM236 199H237V201H236ZM256 199H259V201ZM9 201L13 205L10 204ZM115 201H116V203H115ZM171 201L172 202L174 201L173 202L174 204H171L172 203ZM21 202H22V204H25L24 205L25 207H23V205H21ZM99 202H100V204H99ZM167 202L168 203L170 202L171 205L178 206V208H180V206H181V208H182V209L180 208L181 215L177 219L172 218L171 209L169 206L170 204H168ZM19 203H20V205H19ZM140 203H142L146 207L142 206V204H140ZM248 203H250V204H248ZM251 203H253V205ZM116 204H117V206H116ZM119 204L122 205V207ZM166 204L168 206H166ZM247 204H248V206H247ZM154 205L158 208H156ZM241 205H242V207H241ZM7 206H9V207H7ZM19 206H20V208H18ZM151 206L156 208V210H154L153 207H151ZM223 206H225V209H231V207L232 208L236 207V209L241 208V210L243 209L242 211L246 210V213L244 212L241 214V213H238L237 211H239V210H237L236 211L237 215L234 212H233V214L229 215L225 210V211H223V213H220V215H219L218 214V208H221ZM251 206H253V207L251 208ZM5 207H7V208H5ZM21 207H23V208H21ZM151 208L153 209L152 212H151V210H152ZM120 209L122 211H120ZM129 209H131V210H129ZM247 209H248V211H247ZM5 210L8 212H6ZM140 210H142V211H140ZM168 210H170V211H168ZM14 211L16 213H14ZM112 211H114V212H112ZM124 211L126 214H124ZM249 211L251 213H249ZM128 212H130V213H128ZM140 212L143 216L145 215L144 216L145 218L144 217L141 218ZM149 212H151V213H149ZM160 212H161V214H160L161 216H159ZM192 213H194V214H192ZM2 214H5V216H2ZM128 215H130V216H128ZM29 216L32 218L27 220V222H26L27 224H25V221H26V219L29 218ZM155 216H156V219H154ZM135 217L137 219L140 217V219L137 220ZM148 217H150V219ZM23 218H24V220H23ZM226 218L227 219L228 218L229 219L234 218L235 221H234L233 225H231L232 227L230 226V228H229L228 226H226V227L224 226L225 222L227 220ZM141 219L144 220V222H142ZM247 219H250V220L248 221ZM133 220H134V222H135V220H137L136 224L133 222ZM148 220L152 223V227L149 225L150 223ZM187 220L190 221V224H189V221H187ZM18 221L21 222L19 225L17 224ZM139 221H141V222L139 223ZM180 221L181 222L184 221L185 224L179 223ZM42 223H43V225H42ZM124 223L127 224V226L123 225ZM147 223H148V225H147L148 227L145 226V227H147L146 231H145V230H143L145 228L141 225H146ZM120 224L123 226H126L125 229L123 226H120ZM128 224H133V225L130 226ZM177 224H180V225L178 226ZM235 224H237V225L235 226ZM246 225H248V226L246 227ZM26 226H29V227L26 228ZM128 226L131 229H129ZM149 226L151 229L149 228ZM198 226H200V228ZM2 227H4V228H2ZM11 227H13V228H11ZM181 227H183V229ZM208 227L210 228L209 229L210 232L208 231ZM211 227L213 228L212 230H211ZM233 227H235V228H233ZM43 228H45V229H43ZM119 228H120V230H119ZM167 228L169 230L170 229H172V230H170L169 232H167V234L164 235L163 233H165V232H161V231H164V230L168 231ZM14 229H17V230H14ZM21 229L24 231L23 234H20V233H22L19 231ZM47 229H49L50 232L52 231V233L51 234L48 233L49 230L47 231ZM180 229H182L183 232H186L185 233L186 235L185 234L183 235V233H182V235L179 234L180 235L179 236L178 231ZM10 230H12V232ZM149 230H151V231H149ZM182 230H180L179 233H181ZM13 231H15V232H13ZM31 231H32V233H30ZM43 231H45L44 232L45 234L43 233ZM123 231H124V233H123ZM133 231H136V233ZM139 231H141V233ZM61 232H62V234H61ZM129 232H130V235L132 236V238L129 237ZM155 232L157 234H158V232H160L159 234L162 233L161 234L162 238H161V236L159 238H157L159 236V234L157 236V234ZM8 233H9V235H8ZM114 233H116V234L114 235ZM154 233L156 234V236ZM176 233H177V235H175ZM204 233H208V234L210 233V235H212L215 240L217 239V241H216L217 244L214 245V247H216L215 249L211 248V251L210 250L206 251L204 249V245L202 244L201 241L197 240V242H196L197 235L198 234H204ZM18 234H20L19 236L21 238H18L19 237ZM40 234H42V235L44 234V236H42ZM13 235L18 236V237H16V239L17 238L18 239L15 240L14 239L15 236H13ZM21 235L25 236L24 239H23V236H21ZM46 235L49 236L50 238L47 237ZM147 235H149V237H147ZM74 236H76V238ZM107 236H110V237L113 236L112 237L113 239H111ZM138 236H140L141 238ZM152 236H154V238H152ZM183 236H185L184 239H183ZM98 237H100V238H98ZM176 237L177 238L181 237V238H180V240H178ZM228 237H229V239L227 240ZM4 238L6 240L9 238L10 239L5 241ZM11 238L13 239L12 242H11ZM97 238H98V240H97ZM114 238H116V239H114ZM175 238H176L177 242L175 241ZM25 239L27 240L26 241L27 243L26 242L25 243L28 247L30 246L32 248L34 246L33 247V249H34L36 246H38L39 249H37V247H36L35 248L36 250H33L29 247V249H27L28 251H30L29 254L28 253L23 254L26 251V248H28L26 245H24ZM55 239L56 240L58 239L57 242ZM103 239L105 241H103ZM110 239H111V241L114 242V244L116 243L115 246L117 248H118V246L121 247V248L120 247L119 248L121 249L123 254L125 253V255L123 256L122 259H121V255H123V254L120 253V258H119L118 252L120 251V249H118V251H117L116 250L117 248L114 246L113 242H111L112 244H110V242H108ZM127 239H129V240H127ZM158 239H160L159 242H160V245H162V248H160L161 246H159V242L157 241ZM222 239H224V241ZM49 240H51V241H49ZM69 240H71V242ZM88 240H89V242H88ZM99 240H100V242H99ZM123 240L127 241V244ZM130 240H132L133 243ZM167 240H168V242H167ZM13 241H14V243H13ZM82 241L85 242L84 243L85 245L84 244L82 245ZM106 241H107V244L111 245L109 247L110 249L112 247H113L112 249L115 248L114 250L111 249V252L113 251L112 253L110 252L111 256L108 254L109 253L108 250H110V249L107 247ZM140 241L142 243L144 242L143 244H147V247H146V245L142 246L143 244L140 243ZM98 242L100 243V245L97 246L96 244ZM124 242H125V245H127V246L124 245L125 247L123 248L124 249V251H123V249H122L123 245L122 244H124ZM161 242H163V243H161ZM164 242H165V244H164ZM173 242H174V244H173ZM101 243H103V246L105 244L106 247L103 248ZM117 243H119V245ZM129 243L131 245L132 244H134V245L128 246ZM135 243H137V244H135ZM10 244L12 246H10ZM14 244H16V245H14ZM79 244H81V245H79ZM91 244H92V246H94L93 248H92ZM190 244H192L195 248L193 246H191ZM21 245H22V247L23 246H26V247H23L24 248L23 249V248H21ZM136 245H137V247H136ZM152 245L157 246V248L153 246V249H152ZM245 245H248V246H245ZM40 246L42 247L41 251H39L41 248ZM90 246H91V249H93V251L90 249ZM88 247H89V251L91 250L90 252H88ZM132 247H134V248H132ZM138 247L140 249H138ZM148 247H149V251L147 250ZM239 247H243V248L245 247L243 254L237 252L236 251L237 249L233 251V249L239 248ZM254 247H255V249L253 250L252 248H254ZM74 248H75V250H74ZM98 248L99 249L101 248L100 249L101 251L99 250L100 252H98V250L96 252L95 249H98ZM182 248H184L186 250H183ZM150 249H152L153 252H151ZM21 250H24L23 253H21ZM31 250H33L34 254H32L33 252ZM53 250H54V253H52ZM131 250L134 251V254L129 255L130 253H128V252H130ZM138 250H139V253H137ZM154 250H156L155 253H154ZM180 250L181 251L183 250L184 253L181 252ZM229 250H231L230 253H229ZM35 251H39V252L37 253ZM42 251H44L42 254L43 256L39 257V254ZM47 251H49V253H47ZM94 251L97 253L96 256L98 255L97 259H96V256H94L95 254L92 253ZM125 251H127V254H128L127 256H133V258L128 257L125 259L124 258L126 256ZM163 251L165 252L166 255L167 254L173 255V253H175V252H177V253L180 252L182 256H180V254L177 255L175 253V255L172 256L170 259V256H168L169 258L165 257L166 255L164 254ZM167 251H169V252L167 253ZM202 251H205L206 253H204ZM208 251H209V254H208ZM215 251H217V252H215ZM225 251H228V252H225ZM80 252H82V254ZM149 252L152 255L151 257L148 256V255H150ZM18 253H21V254H18ZM44 253H46V254H44ZM98 253H101V254L99 255ZM153 253H154V255H153ZM214 253H216V255H214ZM58 254L61 256L58 257ZM91 254H93V256ZM163 254L165 255L164 256L165 259L168 258V259H166L167 262H165V259L163 258V256L161 257V255H163ZM204 254H206V255H204ZM25 255L26 256L31 255V258L28 256L26 257ZM54 255L57 257L56 260H55L56 257ZM90 255H91V257H89ZM134 255H136V257ZM176 255H177V257H176ZM17 256L22 257V259H23V257H26L25 259L26 260L28 259V261L30 263H28V261H25V259H24L25 262H23V261L20 262L22 259L18 262ZM83 256H84L85 260H84ZM106 256H108V257H106ZM75 257L77 260H75ZM87 257H88V260H87ZM214 257H216V258H214ZM4 258H5V261L3 260ZM162 258L164 260H162ZM53 259H54V261H53ZM113 259H115V260H113ZM30 260H33V261H30ZM122 260H124V261H122ZM127 260H129L131 262H128ZM150 260H151V262H150ZM67 261L70 263H68ZM75 261H77V262L75 263ZM112 263L110 262L107 264H112Z\"/></svg>",
  "mask_w": 264,
  "mask_h": 264
},
{
  "label": "snow or ice",
  "instance_id": "obj_3",
  "mask_svg": "<svg viewBox=\"0 0 264 264\" xmlns=\"http://www.w3.org/2000/svg\"><path fill=\"white\" fill-rule=\"evenodd\" d=\"M262 63H264V60H262ZM262 75H264V72H262ZM262 264H264V262H262Z\"/></svg>",
  "mask_w": 264,
  "mask_h": 264
}]
</instances>
